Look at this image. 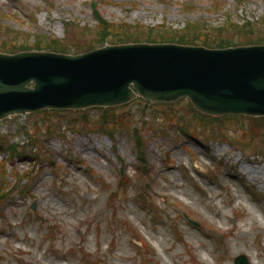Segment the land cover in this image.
<instances>
[{
	"label": "rangeland",
	"instance_id": "1",
	"mask_svg": "<svg viewBox=\"0 0 264 264\" xmlns=\"http://www.w3.org/2000/svg\"><path fill=\"white\" fill-rule=\"evenodd\" d=\"M185 26L214 43L264 42V0H0V45L16 49L172 39ZM192 107L2 120L0 264H264V119Z\"/></svg>",
	"mask_w": 264,
	"mask_h": 264
},
{
	"label": "water",
	"instance_id": "2",
	"mask_svg": "<svg viewBox=\"0 0 264 264\" xmlns=\"http://www.w3.org/2000/svg\"><path fill=\"white\" fill-rule=\"evenodd\" d=\"M137 95L152 102L188 97L215 116H264V43H107L73 55L0 51V119L44 108L115 106ZM235 262L250 264L243 256Z\"/></svg>",
	"mask_w": 264,
	"mask_h": 264
},
{
	"label": "trees",
	"instance_id": "3",
	"mask_svg": "<svg viewBox=\"0 0 264 264\" xmlns=\"http://www.w3.org/2000/svg\"><path fill=\"white\" fill-rule=\"evenodd\" d=\"M228 21V20H227ZM225 24H231V23H229V21L228 22H226ZM231 26V25H230ZM190 27L193 29V30H195V31H197V32H200V29L202 28V25L200 26V23H193V24H191L190 25ZM238 27V28H237ZM241 27H242V25H241ZM241 27L240 26H236V27H233V29H235V30H239V31H241V33H242V30H240L241 29ZM107 29H109V28H107ZM106 29V30H107ZM39 41H43V40H41V39H39ZM180 41H186V42H194V41H200V42H202V43H208V44H216V43H214V42H212L210 39H207V38H202V37H197L196 35H195V32H192V30L189 28V27H186L185 29H183V31H182V34L180 35ZM220 42L222 43V44H224L225 46H227L229 43H231V44H236L238 41L237 40H227V42L225 41V40H220ZM34 46L35 47H37V48H40V47H46L45 46V44H43V43H41V42H39V44H34ZM0 47L1 48H4V49H10V50H13V49H16V48H13L11 45H8V42H6L5 43V46H2V45H0ZM48 47V46H47Z\"/></svg>",
	"mask_w": 264,
	"mask_h": 264
}]
</instances>
